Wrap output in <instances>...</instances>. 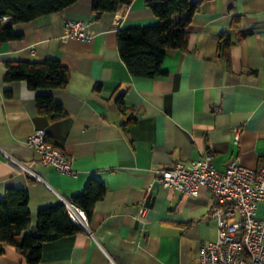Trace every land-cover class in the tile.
Listing matches in <instances>:
<instances>
[{
	"label": "crops",
	"instance_id": "1",
	"mask_svg": "<svg viewBox=\"0 0 264 264\" xmlns=\"http://www.w3.org/2000/svg\"><path fill=\"white\" fill-rule=\"evenodd\" d=\"M145 1L96 19L92 1L78 0L15 25L20 38L0 44V199L9 188L28 193L24 234L34 232L39 210L70 201L91 178L106 188L88 218L90 233L45 243L39 264H197L201 246L217 236L210 193L161 189L156 171L202 154L219 171L232 161L252 169L264 164V0L202 2L189 22L186 48L168 51L161 74L151 79L128 72L116 43L119 29L158 24ZM70 20L84 22L93 37L63 38ZM46 59L68 70L64 87L32 91L25 82L3 80L7 61ZM46 93L62 107L61 119L37 112L35 97ZM130 117L135 121L123 126ZM35 130L66 156L75 176L39 163L26 144ZM6 156L31 166L42 181ZM0 264L27 262L0 244Z\"/></svg>",
	"mask_w": 264,
	"mask_h": 264
},
{
	"label": "trees",
	"instance_id": "2",
	"mask_svg": "<svg viewBox=\"0 0 264 264\" xmlns=\"http://www.w3.org/2000/svg\"><path fill=\"white\" fill-rule=\"evenodd\" d=\"M78 0H0V44L19 39L14 26L33 21L42 16L60 13ZM92 13L96 19L113 13L133 0H91ZM206 0H146L145 6L152 12L158 24L155 26L130 27L117 30L116 43L120 59L135 78L151 79L161 74L162 62L170 50H184L188 42V25L199 5ZM177 16V21L173 18ZM7 17L6 21L2 18ZM222 40V47L229 45ZM3 80L7 83L25 82L32 91H53L64 87L69 81L68 70L57 60L7 61ZM119 111L125 108L121 97L116 99ZM38 113L47 114L54 121L65 113L50 93L35 97ZM130 117L123 126L133 123ZM106 188L91 178L81 194L70 199L71 204L82 209L90 218L94 205L102 200ZM28 193L9 188L0 199V244L14 247L27 264H39L42 246L60 237L81 231L69 219L62 202L43 208L37 213L33 233L24 234L30 226L27 211Z\"/></svg>",
	"mask_w": 264,
	"mask_h": 264
},
{
	"label": "built area",
	"instance_id": "3",
	"mask_svg": "<svg viewBox=\"0 0 264 264\" xmlns=\"http://www.w3.org/2000/svg\"><path fill=\"white\" fill-rule=\"evenodd\" d=\"M8 18H2L6 21ZM93 32L82 21L64 22L65 39L88 41ZM240 130H234V142H238ZM27 146L39 156V163L51 166L60 174L75 176L71 162L47 141L43 130L29 135ZM9 164L42 181L31 170L6 156ZM156 182L161 189L174 190L187 196H196L204 187L210 193L212 204L209 216L217 225V236L201 246L197 264H264V164L257 169L246 168L237 161L230 162L222 171L217 170L212 157L202 154L190 162H175L169 168L156 171ZM70 221L89 232L86 213L63 200ZM145 208L138 209L141 217Z\"/></svg>",
	"mask_w": 264,
	"mask_h": 264
}]
</instances>
